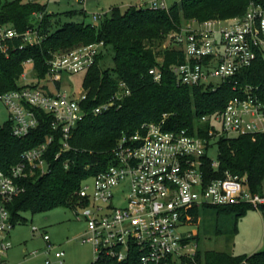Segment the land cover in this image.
I'll list each match as a JSON object with an SVG mask.
<instances>
[{
	"label": "built area",
	"instance_id": "obj_1",
	"mask_svg": "<svg viewBox=\"0 0 264 264\" xmlns=\"http://www.w3.org/2000/svg\"><path fill=\"white\" fill-rule=\"evenodd\" d=\"M148 8L167 9L168 5L165 0H152ZM103 15L93 14L92 18L98 20ZM16 37L22 39L18 49L40 40L33 30L19 32L0 26V50L5 55L8 42ZM167 37L171 47L184 56L182 62L171 66L177 84L214 88L226 83L234 91L222 110L202 115L200 120L219 125V131L229 137L264 134V99L260 87L247 82L245 75L256 61L264 59V7L251 3L244 15L232 19H189ZM103 50L100 41L55 52L43 77H38L31 60H26L30 72L21 73L23 84L0 94L12 121V135L22 138L36 128L35 110H40L50 116L51 129L61 135L62 145L53 160L70 150L72 129L86 115L87 93L81 85L77 95H72L60 88V82L64 75H85ZM148 72L154 81H160L158 68ZM210 77L218 78V83L206 85L204 81ZM128 93L126 89L124 94ZM116 99L92 112L108 110ZM53 140V134L47 136L37 146L23 150L9 169L0 170V264H9L5 257L13 224L8 204L25 191L27 181L50 171L46 153ZM211 142L187 129L164 130L163 120L142 123L133 133L121 134L112 148L111 162L87 177L76 192L75 217L86 222L81 242L93 248L89 264H187L182 259H194L196 250L190 245L196 233L182 232L180 227L188 224L184 217L191 206L248 204L264 218V177L261 191L247 186L246 175L225 171L211 177L207 159L210 168L219 166V160L207 154ZM64 166L68 167V159ZM32 230L38 231L36 227ZM41 237L45 248L31 255H44V264H63L64 250L45 231Z\"/></svg>",
	"mask_w": 264,
	"mask_h": 264
},
{
	"label": "trees",
	"instance_id": "obj_2",
	"mask_svg": "<svg viewBox=\"0 0 264 264\" xmlns=\"http://www.w3.org/2000/svg\"><path fill=\"white\" fill-rule=\"evenodd\" d=\"M251 3L264 7V0H179L167 9L152 10L114 7L94 25L75 18L85 11L70 10L61 19L58 14L46 12V5L36 0H13L0 5V26L19 32L33 30L40 40L32 45L22 44L16 37L8 42L5 55L0 50V94L19 88L18 81L28 59L38 77L47 70V61L58 51L103 42L106 52L96 56L94 64L84 75L82 85L86 90L85 117L72 129L69 139L71 149L53 160L62 145L59 131L51 129V118L35 110L39 123L26 136L12 135V121L0 124V170L15 164L23 150L37 146L53 134V143L46 153L50 171L26 182V189L15 197L8 209L12 224L24 220L21 212L32 214L57 206L77 203V190L89 176L106 168L111 162V151L121 134L133 133L142 123L163 120L167 131L189 130L217 145V169H207L211 177L222 176L225 171L246 175L247 186L261 191L264 177V134L226 136L216 126L200 120L202 115L220 111L234 95L231 85L220 84L214 88L177 84L171 66L183 61L182 51L167 46L156 50L147 44L161 41L178 30L184 20L204 21L211 18L232 19L241 17ZM113 51V66L105 67V54ZM158 68L162 77L154 81L148 70ZM246 81L260 87L264 99V59L260 58L245 72ZM120 83L125 87L121 88ZM128 89L129 93L124 94ZM117 98L108 110L94 114L92 109L111 98ZM212 128V134L209 130ZM68 159V167L64 166ZM209 167V168H208ZM222 212H234L236 224L252 206L248 204L210 206ZM188 212V214H187ZM185 221L194 224L198 220V207L186 211ZM193 239L198 241L197 234ZM187 264H264V250L253 254L235 256L224 251H201L197 247L193 260L182 259Z\"/></svg>",
	"mask_w": 264,
	"mask_h": 264
},
{
	"label": "rangeland",
	"instance_id": "obj_3",
	"mask_svg": "<svg viewBox=\"0 0 264 264\" xmlns=\"http://www.w3.org/2000/svg\"><path fill=\"white\" fill-rule=\"evenodd\" d=\"M6 1L0 0V5ZM28 1V0H23ZM46 5V12L58 14L64 19L65 12L70 10L85 11L84 16H77L75 20L90 22L94 25L100 23V19L93 20V14H105L114 7L125 10L128 7L136 6L148 8L152 0H36ZM168 7L179 0H165ZM186 20L183 21V24ZM156 50H163L170 46L168 37L161 41H155L153 44H147ZM71 49V48H70ZM107 49H104L105 53ZM105 67L113 66V51L105 54L102 61ZM25 72H30V67L25 66ZM84 75L72 74L64 75L60 82V88L67 90L72 95H77V91L82 85ZM219 79L210 77L204 81L216 84ZM23 80L19 79L18 84L22 85ZM9 119V112L0 100V124ZM216 128L219 130L220 126ZM217 145L215 141L211 142L207 154L209 157L217 159ZM87 183L91 179L86 180ZM115 205L118 202L115 200ZM188 214V212H187ZM24 220H18L9 231L7 240L10 242V249L7 251L6 260L9 264H44V255L36 257L31 255L33 251H42L45 243L41 234L45 231L54 244H60V249L64 250L65 257L63 264H89L92 260L93 248L90 243H82L81 235L85 230L86 222L84 219H76L74 207L57 206L52 209L32 214L29 211L21 212ZM36 227L38 231H33ZM180 231L195 232L198 241L195 240L190 245L194 250L199 248L201 251L214 250L231 253L235 256L251 255L254 252L264 250V218L254 207L249 208L245 215L241 216L236 224L234 212L226 213L218 208L208 206H198V220L194 224H184ZM196 236V235H195Z\"/></svg>",
	"mask_w": 264,
	"mask_h": 264
},
{
	"label": "crops",
	"instance_id": "obj_4",
	"mask_svg": "<svg viewBox=\"0 0 264 264\" xmlns=\"http://www.w3.org/2000/svg\"><path fill=\"white\" fill-rule=\"evenodd\" d=\"M56 245H58L59 246V248H60V244H56ZM5 259H6V257H5ZM8 263H10L9 261H8V259L6 260ZM56 264V263H55Z\"/></svg>",
	"mask_w": 264,
	"mask_h": 264
}]
</instances>
